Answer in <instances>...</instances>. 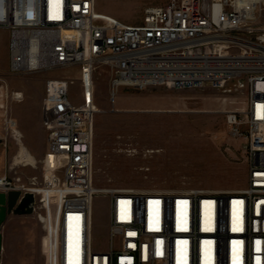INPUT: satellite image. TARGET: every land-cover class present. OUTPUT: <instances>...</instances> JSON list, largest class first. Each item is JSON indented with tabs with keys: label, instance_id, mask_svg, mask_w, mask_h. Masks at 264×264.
Segmentation results:
<instances>
[{
	"label": "built area",
	"instance_id": "1",
	"mask_svg": "<svg viewBox=\"0 0 264 264\" xmlns=\"http://www.w3.org/2000/svg\"><path fill=\"white\" fill-rule=\"evenodd\" d=\"M0 30L9 33L11 74L78 68L80 75V103L69 77H51L44 87V165L55 177L0 176L1 193L34 196L33 213L48 235L54 207L53 264H264V0H167L145 6L140 25L101 13L97 0H0ZM102 66L113 101L123 88L246 86L245 107L227 113L231 135L251 143L245 186L97 188L94 84ZM101 196L107 249L93 237Z\"/></svg>",
	"mask_w": 264,
	"mask_h": 264
},
{
	"label": "rangeland",
	"instance_id": "2",
	"mask_svg": "<svg viewBox=\"0 0 264 264\" xmlns=\"http://www.w3.org/2000/svg\"><path fill=\"white\" fill-rule=\"evenodd\" d=\"M167 0H97L98 11L130 25H140L147 5ZM78 68L13 75L9 72V33L0 30V176L21 177L24 182L54 178L44 165L47 133L42 122L44 87L51 77L73 80L72 96L80 103L83 93ZM110 70L95 75L97 107L94 138V184L97 188L135 191H212L241 189L248 174L250 140L231 135L227 113L243 109L246 86L144 90L123 88L110 99ZM9 92L22 93L21 100ZM16 121L8 131L6 121ZM20 131V136L15 133ZM20 138V139H19ZM17 139V140H16ZM19 139V140H18ZM37 159L14 161L21 144ZM27 162V163H26ZM24 163V164H23ZM34 164V165H33ZM52 175V176H51ZM51 213V220L56 213ZM94 244L107 249L109 208L106 197L95 200ZM49 235L38 216L11 215L5 223L0 264H47L55 228ZM48 235V236H47Z\"/></svg>",
	"mask_w": 264,
	"mask_h": 264
},
{
	"label": "water",
	"instance_id": "3",
	"mask_svg": "<svg viewBox=\"0 0 264 264\" xmlns=\"http://www.w3.org/2000/svg\"><path fill=\"white\" fill-rule=\"evenodd\" d=\"M21 198L20 191L10 193L0 192V260L3 252V233L2 229L11 215L33 214L34 196L27 193Z\"/></svg>",
	"mask_w": 264,
	"mask_h": 264
},
{
	"label": "bare ground",
	"instance_id": "4",
	"mask_svg": "<svg viewBox=\"0 0 264 264\" xmlns=\"http://www.w3.org/2000/svg\"><path fill=\"white\" fill-rule=\"evenodd\" d=\"M15 95H16V98H21L22 96V94L21 93H15ZM17 128V123H16V121H15V123L13 124V127H10V128H8V131H10V130H14V129H16ZM15 133L18 135V136H20V131L19 130H15ZM20 139V138H19ZM18 139V140H19ZM17 140V139H16ZM37 158L30 152V151H28V149L23 145V143L21 144V149H20V151H19V156L14 160V161H17V163L19 164V163H22V162H24L25 163V161H27V162H34L35 160H36ZM26 162V163H27ZM23 163V164H24ZM34 165V164H33ZM107 189V188H106ZM157 192H161V191H157ZM50 212H53V213H56L55 212V209H54V207L52 208V209H50ZM44 219V218H43ZM42 219V220H43ZM47 224H48V226L49 227H54L55 228V224H54V222H53V220H49V222H47Z\"/></svg>",
	"mask_w": 264,
	"mask_h": 264
}]
</instances>
